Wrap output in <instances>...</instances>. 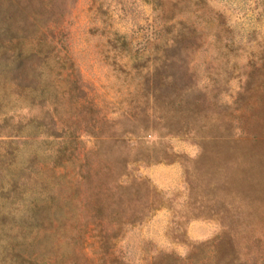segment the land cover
<instances>
[{"label":"rangeland","instance_id":"rangeland-1","mask_svg":"<svg viewBox=\"0 0 264 264\" xmlns=\"http://www.w3.org/2000/svg\"><path fill=\"white\" fill-rule=\"evenodd\" d=\"M13 1L22 12L19 18L29 20L28 28L14 37L13 47L17 44L28 53L35 39L42 41V51L21 64V78L40 89L47 81L44 96L56 98V113L64 115L58 138L22 137L12 167L32 166L59 175L50 182L53 190L70 198L63 205V228L79 238L83 224L90 221L85 210H76L74 200L78 196L75 172L85 164L92 168L90 173L97 172L91 176L94 187L99 174L105 200L116 199L108 207L111 210H117L116 181L125 174L127 188L118 208L124 222L121 230L129 231L117 244L118 226L113 222L117 214L104 228L116 236V248L126 247L136 263L150 264L147 250L159 248L181 257V264H209L213 239L227 230L238 262L253 264L264 247V0H53L42 8L36 0ZM179 22L186 36L196 39L182 52L189 72L185 81L192 86L188 93L192 100L203 96L192 117L196 123L184 134L164 127L146 86ZM3 42L2 50L5 45L10 48ZM71 62L78 75L68 96L64 77L71 67L64 66ZM214 74L220 76L218 83L212 80ZM12 80V75L0 78V111L29 100L13 93ZM217 91L216 100L212 93ZM61 102H69L65 110ZM65 135L76 146L63 152L69 159L50 169L48 162H53ZM251 162H260L263 168L259 188L249 184ZM29 179L35 182L32 175ZM211 180L218 184L217 205L230 203L235 196L240 204L246 196L253 202L252 217L244 222L243 215L242 224L234 220L229 228L227 211L232 210L224 205L221 210L227 209L226 213L195 216L194 207L204 200L202 191ZM32 199L27 195L23 203ZM136 212L144 213V218L134 225L125 223ZM91 227L76 243L83 244V252L97 264L96 245L90 247L96 244ZM46 232L35 229L30 237L36 236L54 264H63L57 260L66 251L62 239ZM252 236L260 242L251 245ZM198 244L204 251L188 259Z\"/></svg>","mask_w":264,"mask_h":264},{"label":"trees","instance_id":"trees-1","mask_svg":"<svg viewBox=\"0 0 264 264\" xmlns=\"http://www.w3.org/2000/svg\"><path fill=\"white\" fill-rule=\"evenodd\" d=\"M25 1L30 2L31 0ZM38 1L40 8L50 6L48 5L49 2H53V0H36V2ZM34 12L40 13L38 10ZM21 15L22 12H20L17 3L13 0H0V78L5 79L12 75L13 80L10 82L11 86L9 87L13 88V93L15 95L22 93L29 98L28 102L23 106H15L7 111H0V264H54L52 262L54 258L48 256L38 245L36 236L30 237L31 232L35 229L46 230L45 235L51 234L62 239L60 244L63 245L66 251H61L57 260H60L63 264H93L92 260L83 252V244L78 246L79 243H76V241L79 242V239L81 241L84 240V237L81 239V235H83L89 224L92 227L88 228V230L94 231V243L96 244L92 242L93 246L91 245L90 247L94 249V245H96L94 253L98 255L97 264H139V262L136 263L133 258L126 254L124 250L126 247L123 248V245L121 247L117 245L116 248V236L111 235L104 228L105 223L108 226L109 222H112L113 217L117 214V221H113L120 228V230L117 228V244L124 238L125 233L129 231L127 229L121 230L124 222H121V214L118 208L124 201L123 190L127 188L124 186L125 180L123 177L125 174H120L118 176L119 179L116 181V186L120 189L117 192V210L114 208L111 210L108 207L111 203H115L116 199H112L111 202L105 200L99 174L94 187L91 184V176L92 174L96 175L97 172L90 173L92 172L91 167L79 164L75 172L77 180L74 182L78 193V196L74 198L76 202L75 208L77 211L82 210V213L85 210V216L90 221L83 224L82 234L78 238L76 232L68 233L63 228L65 227L63 225L65 220L63 205H67L70 198H66L61 190H53L54 185L50 182L56 177L59 178V175L55 171L48 175L42 172L41 168L38 170L33 168L32 170V166L12 167L13 161L17 156V144H20L21 138L29 135L58 138L61 136L59 135V127L62 125L61 117L64 115V112L61 115L56 113V108L54 107L58 103L54 101L56 98L44 96L45 90L48 89L47 81H44L45 83L40 89L35 85L31 86L29 83H26V85L21 78L23 70H21L20 66L24 59L42 51L40 48L42 41L39 39H35L37 41L33 43L28 53L23 52L20 46L18 48L17 44L16 47H13L12 41H14V37L28 28L29 20L20 19L19 16ZM178 24L177 28H173V35L169 44L164 43L163 55L154 66L150 77L147 79L146 86L150 89L149 95L156 103L157 118L163 123L164 127H171L176 134H184L196 123L192 117L197 114L196 108H198L203 96L200 94L199 98L192 100L188 93L192 86L189 85L188 80L185 81V77L189 72H187L186 61L183 62L186 58L182 52L195 44L196 39L192 36H186L182 23L179 22ZM12 35H14L13 38L11 37ZM4 40L8 42L7 44L10 48L5 45L2 50ZM122 45L125 46L126 42H122ZM219 51H222L221 48ZM10 52L11 54H9ZM64 67L67 70L71 67L64 77L67 83L65 93L69 96L71 86H74L77 82L75 79L78 72L73 67V62ZM72 72L74 75H72ZM214 76L216 78L210 79L214 83H218L220 76L218 74H214ZM212 95L217 100L219 91L212 93ZM220 100H222V97H220ZM61 103L63 110H65L69 102ZM60 122L61 124H59ZM70 145L75 147L76 142L65 135V138L61 139L55 149L53 162H48L50 169H54L55 166H61L64 159H69L63 156V152ZM81 160H83V156ZM35 164L36 162H33V166ZM259 166H261L260 162L258 164L251 162L249 166V177L252 174L249 184L252 183L255 188L261 186V170L263 168ZM255 170L258 171V174L256 172L257 176H255ZM29 175H32V179L34 177L35 182L30 183ZM217 185V182L212 180L206 183V188L202 191L204 200L197 207H194L195 216H213L220 211L226 213L227 209L221 210V206L223 207L224 205L232 210V212L227 211L230 214L227 215L230 219L229 224L231 223L229 226L227 225L229 228L234 220L242 224L243 218L241 217L243 215H245L244 222H246L245 219L248 217H252L253 202L246 196H244L240 204L237 200L238 197L235 196L233 197V199L235 198L234 201L232 199L230 203L222 202L217 205L218 202L215 197L218 189ZM35 189H40L41 193L38 192L37 194ZM27 195H32L35 200L33 202L32 199L26 205L23 201L27 198ZM145 204H150L148 197H146ZM22 206H27V208L23 209L21 208ZM21 211L24 214H21ZM144 216L145 214L142 212L133 213L126 217L125 223L134 225L135 222L141 221ZM55 223L57 225H54ZM120 231L121 233H119ZM250 241L251 245L253 242L256 245V242H260V238L253 237ZM196 247L197 249L191 250L188 259L191 258L192 253L195 252V255H197V253L204 251V248L199 246V244ZM212 250L213 254H211L209 259L211 263L209 264H246L248 262H238L234 243L231 240L230 232L227 230L213 239ZM147 251L151 252L150 264H181L180 259L182 258L175 256L173 252L164 254L159 248ZM131 253L135 256L137 251ZM255 263L264 264V247L260 250L258 259L253 261V264ZM201 264L207 263L201 262Z\"/></svg>","mask_w":264,"mask_h":264}]
</instances>
